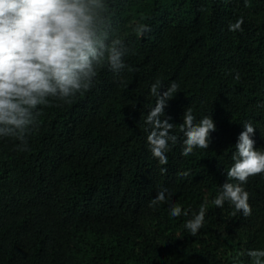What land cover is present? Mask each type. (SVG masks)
Returning <instances> with one entry per match:
<instances>
[{
    "label": "trees",
    "instance_id": "trees-1",
    "mask_svg": "<svg viewBox=\"0 0 264 264\" xmlns=\"http://www.w3.org/2000/svg\"><path fill=\"white\" fill-rule=\"evenodd\" d=\"M108 16L134 71L104 65L72 103L43 106L26 149L0 140V264H252L247 250L264 247V174L245 185L251 215L210 203L196 236L169 201L151 200L167 185L184 209L211 201L242 121L264 150V0H108ZM239 19L242 30H229ZM137 23L150 31L138 36ZM156 79L181 86L164 113L181 140L185 108L213 117L207 149L185 156L177 143L166 163L152 156L144 116Z\"/></svg>",
    "mask_w": 264,
    "mask_h": 264
},
{
    "label": "clouds",
    "instance_id": "clouds-1",
    "mask_svg": "<svg viewBox=\"0 0 264 264\" xmlns=\"http://www.w3.org/2000/svg\"><path fill=\"white\" fill-rule=\"evenodd\" d=\"M242 24V19L230 22L229 30L241 29ZM134 31L143 37L150 27L137 23ZM127 52L125 40L110 26L108 0H0V140L15 138L20 142L17 147L26 149L28 134L39 127L43 106L72 103L92 88L104 65L116 74L134 71L125 62ZM235 78H240L239 72ZM164 85L160 79L150 85L155 99L144 116L148 147L162 163L177 143L185 156L196 148L207 149L217 127L210 114L198 118L187 107L179 125L181 140L173 131V119L164 116L169 99L181 86L175 80ZM240 123L243 130L231 153L232 163L225 168L228 179L211 201L205 198L198 209L191 205L184 209L167 185L160 186L151 200L153 205L169 201L173 217H188L183 226L192 236L203 228L210 203L223 208L228 202L244 217L252 214L245 185L250 176L264 174V150L254 146L256 126L251 121ZM246 254L252 264H264V247L248 249ZM233 264H238L236 258Z\"/></svg>",
    "mask_w": 264,
    "mask_h": 264
}]
</instances>
